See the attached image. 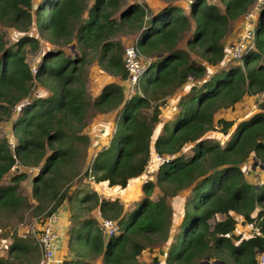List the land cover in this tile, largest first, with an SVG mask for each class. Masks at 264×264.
<instances>
[{
    "label": "trees",
    "instance_id": "obj_1",
    "mask_svg": "<svg viewBox=\"0 0 264 264\" xmlns=\"http://www.w3.org/2000/svg\"><path fill=\"white\" fill-rule=\"evenodd\" d=\"M219 1L222 8L208 0H163L148 9L127 0H0V24L19 34L7 45L0 33V121L16 116L14 144L0 138V242L6 248L0 264H37L34 240L19 236L9 221H23L26 211L45 220L64 204L69 226L60 264H141L139 255L162 242L165 252L157 250L149 264H258L264 252V182L247 181L243 166L252 157L264 168V103L229 138L234 122L214 114L264 91V1L254 48L241 64L224 67L229 23L257 0ZM186 32L183 50L178 43ZM118 33L137 34L134 46L149 64L128 99L123 84L114 82L91 99L84 70L92 62L127 80L124 49L114 40ZM41 39L48 46L33 72L26 53L39 49ZM70 44L73 56L63 50ZM189 76L200 84L187 86ZM34 82L47 96L32 95ZM176 89L184 92L174 120L161 122L160 105ZM25 98L27 106L14 114ZM109 112L114 124L85 164L92 143L84 129ZM151 154L170 160L148 168ZM20 168L36 172L28 177ZM142 175L148 180L132 211L83 182L92 177L104 189L125 188ZM7 176L10 184L3 185ZM26 178L29 197L18 187ZM156 187L161 194L153 200ZM187 188L190 194L179 197ZM95 210L116 222V235H104ZM238 222L259 233L236 234Z\"/></svg>",
    "mask_w": 264,
    "mask_h": 264
},
{
    "label": "rangeland",
    "instance_id": "obj_2",
    "mask_svg": "<svg viewBox=\"0 0 264 264\" xmlns=\"http://www.w3.org/2000/svg\"><path fill=\"white\" fill-rule=\"evenodd\" d=\"M34 2H38L39 0H33ZM127 2L131 3H138V4H143L146 8H154L159 4H163V0H127ZM209 3H213L217 5L218 7L222 8V5L220 4L219 0H208ZM255 4L251 5L248 10H252L254 8ZM245 18L243 16L239 17L237 20L231 21L229 23V33L225 36L224 38V43L225 46L229 49L230 45L237 42L238 39H240L241 34L243 32L244 27L246 26L244 24ZM245 22H247L245 20ZM240 24V25H239ZM32 33H34L33 30H31ZM0 33L2 34L4 41L6 42L7 45L12 44L17 40L19 37V34L17 31L13 28L6 27L4 25L0 24ZM190 37V34L188 32L185 33V36L183 39L178 43V48L186 50V41ZM137 39V34H127V33H118L115 37L114 40H117L119 43H121L123 49L125 50L129 46H133L135 43V40ZM40 47L36 51H31L28 50L26 53V58L27 62L31 65L32 68L38 66L39 61H41L42 58V52L45 50V48L48 46V44L45 43L43 39L40 40ZM227 49V51H228ZM64 52L67 55L73 56L76 53L75 47L70 44L68 46L63 47ZM190 58L193 61H198V57L191 53ZM149 59L148 57H146ZM264 61V60H263ZM238 63V62H231V64ZM229 64V63H228ZM239 64V63H238ZM241 64V63H240ZM227 65V64H226ZM216 68H211L209 74H213L216 70ZM84 82L86 85V91L87 95L92 99L95 97L96 94H98L100 88L109 83V82H114L118 84H123L124 86V93H125V98H129L134 91L136 90V87L129 88V85L127 84L126 81H122L119 79L117 76H113L111 74H108L107 72L103 71L98 67V65L95 62H92L91 64L87 65L85 70H84ZM35 86L33 87L32 95L36 97H45L47 96L48 92L44 88L40 87L36 82ZM199 85V84H198ZM184 92L182 89L180 90H175L171 94L165 97L164 99V104L160 105V114H159V119L161 122L168 121L172 122L174 120V116L177 113L178 107H177V101L180 96V94ZM187 92V90H185ZM252 106L254 108L259 109L258 104L259 100L255 98H251ZM242 104V103H241ZM241 107V108H240ZM239 109L242 111L243 106L240 105ZM243 112H240L242 114ZM237 114H233L230 112L229 109H224L221 111H217L214 116L216 118L218 117H237ZM15 115L13 117V120L15 119ZM12 121L6 122V121H0V138L1 137H6L8 141H13L15 142V137L12 133ZM114 124L113 120V112H109V115L107 114H98L94 118H92L87 126L84 129V133L89 136L90 141H91V147L89 148L88 155L85 158V164L89 161V159L92 156V152L98 149V147L103 143L102 141L105 139L106 133L111 129L112 125ZM162 125V123L160 124ZM95 147H97L95 149ZM84 164V166H85ZM151 164L150 166H152ZM83 166V167H84ZM148 166V168L150 167ZM21 170H27L28 172V177H30L33 173H30L28 169H22ZM15 173L12 171L11 175ZM9 176V175H8ZM8 176L5 177L3 180L4 184H8ZM152 178L153 176L150 175ZM148 180V177L145 175H142L138 178H136V181L131 184V186L126 189L124 192L122 190L124 188H120L117 190H114L113 188L111 189H97L98 192L101 191L104 196H107L108 198H119V200H122L125 202L124 204L127 205L126 211H132L136 206V203L139 202V200L143 197V191H142V184ZM83 182L86 183L90 188L91 184L89 181L87 182V179H83ZM132 182V181H131ZM31 186V182L29 181L28 178L22 180L19 183V188L20 192L25 196L28 197V192ZM97 188V187H96ZM92 189V188H91ZM93 190V189H92ZM103 190V191H102ZM30 194V193H29ZM161 192L159 189L156 187L154 188L153 192L151 193V198L153 200H156L158 197H160ZM190 194L189 188L184 189L179 192V197L187 196ZM168 202L171 203L172 199H168ZM174 213H176L174 211ZM44 220L42 218L35 219L32 218L29 215V212L26 211L23 214V221L19 220H12L9 221L11 225L15 228L17 234L19 236H29L34 240V237L32 235V229L38 230L40 225L42 224ZM171 229H175L173 226ZM35 242V241H34ZM166 243L162 242L159 243L155 248H152L150 251L148 249H145L138 257V261L141 264H149L151 259L156 255L157 250H161L165 252V247ZM6 255V248L3 243L0 242V257H4ZM60 262V260H59ZM58 262V264H60ZM38 263V261H37Z\"/></svg>",
    "mask_w": 264,
    "mask_h": 264
},
{
    "label": "built area",
    "instance_id": "obj_3",
    "mask_svg": "<svg viewBox=\"0 0 264 264\" xmlns=\"http://www.w3.org/2000/svg\"><path fill=\"white\" fill-rule=\"evenodd\" d=\"M264 0H257L254 4V8L251 10H247L243 17L244 24L246 25L243 29L240 39L237 42L230 45L228 51L224 56V60L222 63V67L226 66V64L231 62L241 63L242 56L249 50L254 48V27L255 22L258 18V11L260 6L262 5ZM150 59H147L145 56L141 55L136 47L129 46L124 50L123 54V63L125 70L128 74L127 76V84L129 88L136 87L140 77L145 72L147 65L149 64ZM32 71H35V67L32 68ZM200 84V81L194 80L191 76L187 79V86H195ZM255 97L259 100V103H264V91L255 95ZM29 103L28 98L21 100L13 107L14 114H18L27 104ZM14 144L13 141L10 140V146ZM170 160V156L168 155H160V154H151L147 161V167L151 164H163ZM30 173H35V168H28ZM90 181L92 177H89ZM99 219L98 227L106 236L116 235L118 233V225L115 221L110 219L102 218L100 213H98ZM59 226H60V217L55 212L49 217H47L42 224L40 225L38 230L32 229V235L34 237L35 244L38 249V263L37 264H58V260L55 256L54 252V244L57 238L59 237ZM254 233H259L257 227L253 228ZM162 264V261L159 262ZM258 264H264V252L258 255Z\"/></svg>",
    "mask_w": 264,
    "mask_h": 264
},
{
    "label": "crops",
    "instance_id": "obj_4",
    "mask_svg": "<svg viewBox=\"0 0 264 264\" xmlns=\"http://www.w3.org/2000/svg\"><path fill=\"white\" fill-rule=\"evenodd\" d=\"M161 4L157 5V6H160ZM156 6V7H157ZM154 7V8H156ZM240 25V24H239ZM255 98V95L253 96H249V97H246L244 98L242 101L238 102L234 109H230V112L231 113H235L237 114L235 118L233 117H223L225 119H228V120H232L234 122V125L233 127L229 130L228 132V138L233 134V132H235V129H236V126L238 124V122L242 121V120H245V119H248L250 118L253 114H255L256 112L259 111V109H256L254 108V106H252V102H251V98ZM242 103V104H241ZM242 105L243 106V110L241 111L239 109V106ZM241 108V107H240ZM227 109V108H226ZM221 110H224V109H221ZM219 110V111H221ZM240 112H243L242 114H240ZM109 115V114H108ZM215 117V116H214ZM216 118V117H215ZM113 126V125H112ZM105 140V139H104ZM104 140L102 142H104ZM91 147V145L89 146V148ZM89 148L87 149V155H88V151H89ZM97 147H95L96 149ZM96 152V150H95ZM94 151L92 152V158L95 156V153ZM244 168V171H245V177H246V180L249 181V182H252L254 184H261L264 182V168H262L260 165H258V163L256 161L253 160V158L251 157L243 166ZM138 178V177H137ZM89 181V183L91 184V188L101 197H106L108 198L107 196H104V194H102L101 191L98 192L99 189H103V186L101 185H98L96 184L94 181H90V180H87V182ZM132 182H130L123 190L122 192H124L126 189H128L131 184H133L135 181H136V178L131 180ZM4 182V181H3ZM2 182L3 185H8L10 184L9 181H8V184H4ZM97 187V188H96ZM31 188V186H30ZM98 189V190H97ZM111 189V188H109ZM114 190H117L120 188H113ZM19 191H20V188H19ZM103 191V190H102ZM30 193V189H29V192H28V195ZM29 197V196H28ZM119 199V198H118ZM123 204V207H124V210L126 209L127 205L124 204L125 202H123L122 200H120ZM33 203V201H32ZM126 211V210H125ZM59 217H60V226H59V237L57 238V240L55 241V244H54V252H55V256L57 258V260L59 261L65 251H66V242H67V228L69 226V222L67 220V205L64 204L63 206H61L57 212H56ZM98 213L99 211L98 210H95L94 211V216L95 218L98 220L99 219V216H98ZM175 225V223H174ZM173 225V226H174ZM253 233V229L249 228L247 225H242L240 222H238V224L236 225V230H235V233L238 234V233ZM166 248V247H165ZM166 250V249H165ZM258 258V256H257ZM96 264H101L100 260H97L96 261Z\"/></svg>",
    "mask_w": 264,
    "mask_h": 264
},
{
    "label": "water",
    "instance_id": "obj_5",
    "mask_svg": "<svg viewBox=\"0 0 264 264\" xmlns=\"http://www.w3.org/2000/svg\"><path fill=\"white\" fill-rule=\"evenodd\" d=\"M215 264H222L221 262H215Z\"/></svg>",
    "mask_w": 264,
    "mask_h": 264
},
{
    "label": "clouds",
    "instance_id": "obj_6",
    "mask_svg": "<svg viewBox=\"0 0 264 264\" xmlns=\"http://www.w3.org/2000/svg\"><path fill=\"white\" fill-rule=\"evenodd\" d=\"M222 67V66H221ZM89 180V179H88Z\"/></svg>",
    "mask_w": 264,
    "mask_h": 264
}]
</instances>
